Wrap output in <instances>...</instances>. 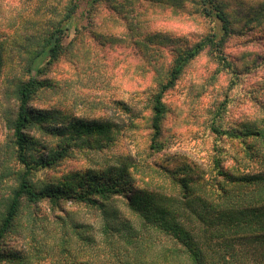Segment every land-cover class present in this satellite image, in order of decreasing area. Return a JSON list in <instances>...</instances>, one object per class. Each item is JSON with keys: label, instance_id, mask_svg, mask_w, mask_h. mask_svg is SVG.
Here are the masks:
<instances>
[{"label": "rangeland", "instance_id": "rangeland-1", "mask_svg": "<svg viewBox=\"0 0 264 264\" xmlns=\"http://www.w3.org/2000/svg\"><path fill=\"white\" fill-rule=\"evenodd\" d=\"M66 1L0 0V103L6 92L26 80L29 51L61 18ZM193 1L118 0L120 6L99 3L88 14L78 9L63 40V51L38 76L47 85L36 92L30 104L56 111L66 123L73 119L108 121L123 128L113 143L101 148L73 140L70 154L55 166L40 169L36 180L64 182L75 172L97 171L124 160L131 167L134 164L138 186L168 193L171 187L166 168L191 177H209L216 150L228 168H261L255 159L244 155L237 140L215 134L210 124L221 103L220 118L215 122L224 128L255 121L262 115L264 0H225L233 20L241 25V31L232 33L223 47L225 61L237 73L225 68L217 53L206 47L164 96V148L159 152L149 148L151 93L180 48L202 40L219 27L213 19L196 13ZM246 19H250L248 24ZM131 117L136 123L132 129L126 126ZM2 123L0 120V157L8 134ZM33 134L40 152L62 142L57 136ZM8 166L19 168L14 162ZM14 185L13 178L2 182L0 199L8 196ZM107 207L133 219L122 198L112 199ZM72 222L92 225L98 231L103 218L100 210L72 200H61L57 206L49 200L34 208L24 206L16 231L5 239V247L20 256L21 264H76V257L53 250V236L59 235L62 225ZM28 233L34 235L35 242ZM34 245L41 249L37 254Z\"/></svg>", "mask_w": 264, "mask_h": 264}, {"label": "trees", "instance_id": "trees-1", "mask_svg": "<svg viewBox=\"0 0 264 264\" xmlns=\"http://www.w3.org/2000/svg\"><path fill=\"white\" fill-rule=\"evenodd\" d=\"M106 2L112 7L116 3L121 5L118 0H67L61 18L29 51L26 80L6 92L0 103V120L8 131L0 157V184L7 179L15 180L9 195L0 199V264H21L20 256L5 247V239L16 231L24 206L34 208L45 200L56 206L61 200H72L102 214L98 231L92 225L72 222L62 225L59 235L53 236V250L76 257V264H264V103L261 117L233 128L215 122L216 117L220 118L221 103L210 124L215 134L237 140L244 155L260 164L258 169L228 168L216 150L209 177L181 175L176 169L166 168L171 187L168 193L138 186L133 176L134 164L131 167L124 160L97 171L75 172L64 182L35 179L40 169L51 168L70 154L73 140L81 139L82 145L101 148L113 143L115 134L123 128L108 121L73 119L66 123L56 111L30 104L36 92L47 85L38 76L63 51V40L78 9L88 14L95 5ZM193 3L196 13L213 19L219 27L202 40L180 48L163 80L151 93L149 148L156 152L164 148L162 126L167 111L164 96L192 60L210 47L225 68L237 73L223 53L228 37L241 31L240 23L228 11L227 2L194 0ZM249 22L246 19L245 23ZM2 64L0 44V69ZM125 107L127 112L131 111ZM136 117L134 114L133 118ZM133 118L126 124L130 129L136 127ZM32 132L57 136L62 142L56 148L40 152ZM10 162L19 168H11ZM115 198L124 200L133 219L109 210L108 202ZM28 234L35 242L34 235ZM33 249L35 254L41 250L36 245Z\"/></svg>", "mask_w": 264, "mask_h": 264}]
</instances>
